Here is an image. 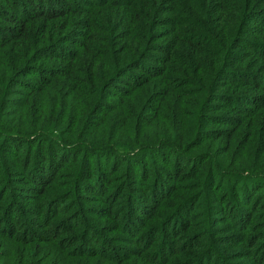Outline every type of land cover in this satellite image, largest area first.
I'll use <instances>...</instances> for the list:
<instances>
[{"label": "trees", "instance_id": "16d2710c", "mask_svg": "<svg viewBox=\"0 0 264 264\" xmlns=\"http://www.w3.org/2000/svg\"><path fill=\"white\" fill-rule=\"evenodd\" d=\"M175 95L180 133L149 138ZM0 243L264 264V0H0Z\"/></svg>", "mask_w": 264, "mask_h": 264}, {"label": "rangeland", "instance_id": "374dc122", "mask_svg": "<svg viewBox=\"0 0 264 264\" xmlns=\"http://www.w3.org/2000/svg\"><path fill=\"white\" fill-rule=\"evenodd\" d=\"M24 91H25V88L22 85H18L17 93L13 95L15 98H17L15 99V102L17 104H22L24 102L22 99H18V98H21L20 96L24 94ZM51 95H52V92H47L44 95L38 97L37 99H39L40 101L42 99H49ZM148 95H149L148 91L139 92L135 96L128 99V103L131 107H133L136 111H138L140 110L144 102L146 101V98ZM96 100H99V98H97ZM184 100L185 99H181L178 95H175L174 97L170 98L169 102L167 103V109L164 110V113H163V118H162L163 120H161L154 128L150 130L149 136H148L149 138L155 139V138L164 137L165 133L168 132L170 127L172 129V132H174V130L175 132L177 131L176 129L173 128L175 124V116L177 113L181 112L182 107L185 108ZM37 102H36V105H37ZM38 107L39 105L36 106V108ZM45 108L48 110V109L55 108V106L51 104V105H47ZM34 110L35 108H32L28 110V112L32 111L34 113ZM186 110H188L189 112H193L194 109L191 106L187 105ZM28 112H27V115H29ZM147 114L149 113L147 112ZM138 123L139 124L137 126L142 128V121L138 120ZM184 123H185V119H184ZM254 125L257 126V123H255ZM247 131H248L247 127H245L241 131V133L238 135L239 141L245 137ZM176 133H180V131ZM254 138H255L256 143L253 145V147H250L248 145L247 151L244 153L241 151V149H237L235 152V156H230L229 160H232L234 162V160H236L237 158L239 159L249 158L251 161H257L260 157V153H261L263 145H262V141H260L259 135L255 136ZM121 146H122L120 147L121 150H127L128 148L123 142L121 143ZM237 146H238V143H236L235 148H237ZM242 154L243 156H241ZM4 245L5 244L2 245V243H0V264H107L105 261H102V260H98V259L91 260L87 258L81 259V260L74 259L71 261H67L66 259H62V257L59 255L58 257L60 259V262L59 261L56 262L54 261L55 259L50 256L49 252H45L44 254V257L46 258V262L44 261V258H43V261H37L39 259L35 258L33 261L29 262L28 261L29 255L35 254L36 256H38L42 254V251L40 249H34L30 251L29 249H24L21 247L15 250L12 257H8L7 255H5L7 251L5 250ZM231 257H233V255H231Z\"/></svg>", "mask_w": 264, "mask_h": 264}]
</instances>
